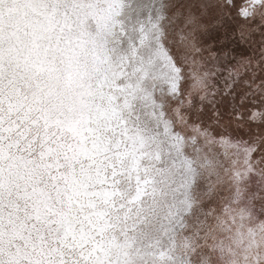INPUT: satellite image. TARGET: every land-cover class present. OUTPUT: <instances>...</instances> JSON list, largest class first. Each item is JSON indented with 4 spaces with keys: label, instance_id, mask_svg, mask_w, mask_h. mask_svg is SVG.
<instances>
[{
    "label": "snow or ice",
    "instance_id": "snow-or-ice-1",
    "mask_svg": "<svg viewBox=\"0 0 264 264\" xmlns=\"http://www.w3.org/2000/svg\"><path fill=\"white\" fill-rule=\"evenodd\" d=\"M0 264H264V0H0Z\"/></svg>",
    "mask_w": 264,
    "mask_h": 264
}]
</instances>
